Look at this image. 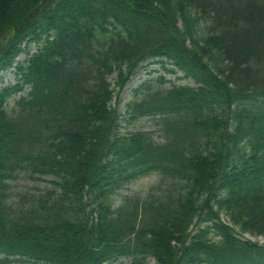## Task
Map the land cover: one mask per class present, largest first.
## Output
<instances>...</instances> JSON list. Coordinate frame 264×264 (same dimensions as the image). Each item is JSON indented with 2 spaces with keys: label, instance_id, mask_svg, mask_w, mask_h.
I'll list each match as a JSON object with an SVG mask.
<instances>
[{
  "label": "trees",
  "instance_id": "obj_1",
  "mask_svg": "<svg viewBox=\"0 0 264 264\" xmlns=\"http://www.w3.org/2000/svg\"><path fill=\"white\" fill-rule=\"evenodd\" d=\"M156 58L193 86L143 83L125 120L159 134L121 131L120 94ZM9 69L0 264H264L244 237L264 239V0H0ZM152 174L156 191L114 206ZM19 179L53 188L16 197Z\"/></svg>",
  "mask_w": 264,
  "mask_h": 264
},
{
  "label": "rangeland",
  "instance_id": "obj_2",
  "mask_svg": "<svg viewBox=\"0 0 264 264\" xmlns=\"http://www.w3.org/2000/svg\"><path fill=\"white\" fill-rule=\"evenodd\" d=\"M36 50V46L31 43L30 51L34 53ZM26 57L21 55L18 57L17 61H24ZM148 81V83H147ZM16 82V76L13 69H9L7 71L0 73V86L6 87L9 85H13ZM143 83L146 85H153L158 86L161 85L164 88L171 87L173 84L175 85H190L193 84L183 79L182 74L179 71H174V67L169 64L166 60L162 59H149L139 65L135 74L131 77L129 83L123 89L120 100L122 107L125 103L130 101L134 95V89L142 86ZM142 86L140 89H143ZM26 91L20 94H15L11 96L7 102V109H11L15 101L19 98L20 95L25 94ZM121 120L119 124V129L121 131H130V130H149L154 135H158V127L156 126V119L155 117L145 116L139 117L135 120H130L127 122L125 119H129L124 112L121 113ZM127 117V118H126ZM163 180L158 176V174H152L147 177H143L137 180L130 182L129 184L125 185L122 189H120L116 195L113 197V202L115 203L114 206L119 205L122 200L126 196L138 195L140 197L146 196V194L150 191H156V186L162 185ZM53 188V184L49 182V180H42V181H26L19 179L16 182L12 183V190L14 195L18 197L22 192L29 193V194H39L44 193L47 190ZM224 221H226L225 217L222 215ZM252 241L263 242V237H253V236H246ZM0 257H2L0 255ZM129 259L127 258H119L112 261L110 264H128ZM28 264H42V263H32L28 262ZM150 264H154L151 260Z\"/></svg>",
  "mask_w": 264,
  "mask_h": 264
}]
</instances>
